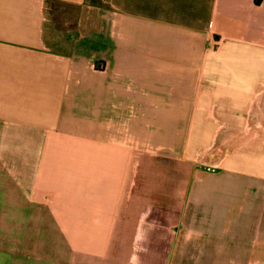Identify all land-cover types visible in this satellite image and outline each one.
Instances as JSON below:
<instances>
[{
    "label": "crops",
    "instance_id": "obj_1",
    "mask_svg": "<svg viewBox=\"0 0 264 264\" xmlns=\"http://www.w3.org/2000/svg\"><path fill=\"white\" fill-rule=\"evenodd\" d=\"M210 33L264 50V0H0V193L55 222L54 264H264V153L240 160L264 71L198 59ZM197 117L234 134L212 169Z\"/></svg>",
    "mask_w": 264,
    "mask_h": 264
},
{
    "label": "rangeland",
    "instance_id": "obj_2",
    "mask_svg": "<svg viewBox=\"0 0 264 264\" xmlns=\"http://www.w3.org/2000/svg\"><path fill=\"white\" fill-rule=\"evenodd\" d=\"M57 3L50 2V9L48 13V21L56 22L60 21V17H57L56 12L58 10ZM67 10V9H66ZM69 11L74 12L69 9ZM65 11L66 21L74 20L72 13ZM79 14V13H78ZM91 15H89L90 18ZM201 40V42H199ZM47 43L50 47L57 51H67L68 45L66 42H61L50 35L47 38ZM193 53L197 55L198 59L202 55H209L210 60H213L215 56L221 55L220 59H215L220 63V68L225 70L234 69L235 66L241 64L240 58H247L248 62H255L258 69L264 71V50L255 47H249L239 42H225L223 38L215 34H209L202 38H193ZM229 55V56H227ZM227 57V58H224ZM199 62V60H198ZM256 67V68H257ZM216 68V67H215ZM264 74V72H263ZM258 78V91L254 98L256 105V123L255 125L247 124L252 128H259L260 138L258 141L248 142L243 136H240V141L245 147L242 149L240 160L243 159V163H246V167L260 166L258 154L264 153V75ZM201 100H198L199 105ZM197 110V109H196ZM216 110V109H215ZM200 108H198L199 114ZM213 110H210V115L213 116ZM253 117L255 115L253 114ZM216 118V117H215ZM192 126V142L191 147L187 151V158H192L194 168L212 169L210 164L216 163V160L220 159L228 150L233 149L234 134L232 129L221 130L220 134L212 132L214 125L200 124L199 117L196 118ZM233 126V125H231ZM230 126V127H231ZM251 128V129H252ZM224 131H228L224 133ZM257 133V131H256ZM235 135H239L235 133ZM224 137V139H222ZM236 137V136H235ZM262 139V140H260ZM238 140V138H237ZM247 151L252 152V156L246 155ZM180 161L179 158H177ZM177 162V168H180ZM214 168V167H213ZM251 169V168H250ZM7 176L6 174H4ZM1 193H0V263L9 262L10 256L12 260L16 262H47L54 264L62 262L65 258H61L60 248L64 246L65 242L58 234V230L54 221L47 219L39 214L38 208L34 206H24L23 202L13 197L12 194L15 191L12 189L10 182L1 180ZM4 188V189H3ZM9 189V190H8ZM15 197V196H14ZM20 202V203H19ZM21 204V205H20ZM31 211L29 212V210ZM28 211V212H27ZM11 252V253H10ZM15 257V259H13Z\"/></svg>",
    "mask_w": 264,
    "mask_h": 264
}]
</instances>
